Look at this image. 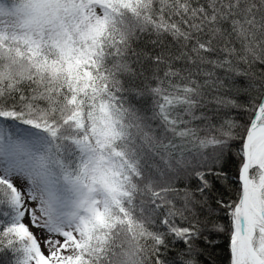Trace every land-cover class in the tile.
Here are the masks:
<instances>
[{"label":"snow or ice","instance_id":"6c2138e0","mask_svg":"<svg viewBox=\"0 0 264 264\" xmlns=\"http://www.w3.org/2000/svg\"><path fill=\"white\" fill-rule=\"evenodd\" d=\"M225 235L264 264V0H0V264H213Z\"/></svg>","mask_w":264,"mask_h":264},{"label":"trees","instance_id":"16d2710c","mask_svg":"<svg viewBox=\"0 0 264 264\" xmlns=\"http://www.w3.org/2000/svg\"><path fill=\"white\" fill-rule=\"evenodd\" d=\"M230 174L232 176H235L236 174V166L233 164L230 168ZM238 186L234 185L232 189L230 190V194L235 198L237 192ZM209 254L211 256V259L213 261V264H228L229 261V250H228V240L225 236H221L218 238L217 243L214 247L208 248L204 259L207 260L209 258Z\"/></svg>","mask_w":264,"mask_h":264}]
</instances>
